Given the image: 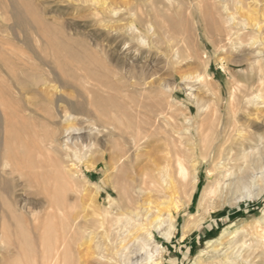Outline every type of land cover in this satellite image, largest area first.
<instances>
[{
	"label": "rangeland",
	"instance_id": "obj_1",
	"mask_svg": "<svg viewBox=\"0 0 264 264\" xmlns=\"http://www.w3.org/2000/svg\"><path fill=\"white\" fill-rule=\"evenodd\" d=\"M254 6L0 0V264H146L148 251L131 242L139 232L124 233L126 201L156 224L142 178H158L170 140L187 156L229 137L227 180L262 152L255 141L243 147L264 145ZM210 169L178 189L169 238L153 230V263L264 264V170L221 193Z\"/></svg>",
	"mask_w": 264,
	"mask_h": 264
},
{
	"label": "bare ground",
	"instance_id": "obj_2",
	"mask_svg": "<svg viewBox=\"0 0 264 264\" xmlns=\"http://www.w3.org/2000/svg\"><path fill=\"white\" fill-rule=\"evenodd\" d=\"M245 1L246 0H219V4L221 5V8L223 7L225 9L230 3L243 5L245 3ZM248 2L250 4L255 3L254 7H258L257 5L262 6V9L258 12V14H259V17L261 18L260 21L264 22V0H248ZM261 6H259V7L261 8ZM214 8H215V5H214ZM242 10H243V7H242ZM258 21L255 23L253 22V24H251V28L255 34V36L254 35L253 36L258 40V41H255V43L259 42L258 45L261 44L264 47V26H262V24H260V22H258ZM250 39H252V38L250 37ZM259 52L261 53L262 50L260 49ZM255 54H256V52H255ZM262 56H263V54H262ZM254 63H256V62H254ZM260 70H261V68H259V71ZM3 78H4V76H3ZM262 85H264V79H262V77H260V87ZM263 88H264V86H263ZM220 113H222V110H220ZM157 114L159 116L162 114V112H159ZM159 118H160V116L155 117V122L158 121ZM234 125H235V123L232 124V126H234ZM229 126L230 125H228V126L224 125L222 130H220L219 134L220 133L223 134L222 137H224L225 133L231 129V128H229ZM248 126H251V127L254 126L258 129V125L254 124L250 120H248ZM160 128H161V125H159V126L157 125L156 129H160ZM226 138L227 139L224 140V142L211 143L210 145L205 147V149H200V148L198 149L197 146H194L192 148L191 153L188 154L187 156H189V158L191 159V158H193L192 156H198V153H199L200 159L194 161L190 167H187L186 163H185L187 156H184V154H183L184 152L182 151V148L180 146L178 147V145H176L174 143L175 141H173V139L170 140L169 144H166L167 154L165 156L164 165H163L162 170L160 171L158 178L154 179L153 177H151L147 173H145V176L142 178V183L143 184L149 183L150 185L148 186V189H150V191H152L154 193L153 195L156 196V198H157V201L154 203L153 208L150 207L148 210L149 212H151V210H153V212L156 213V215H155L156 224L152 225L151 227L147 226L146 223L144 222L143 218L141 220L139 219L140 214L138 215V213L134 211L132 199L130 198L126 201L127 207L132 208L131 213H133V214L129 215V219H128L129 221L131 220L130 221L131 226L129 228L126 225L123 226V228L126 227V229L124 230V233L127 234L132 229H136V231L139 232V235H136L135 237L131 238L132 239L131 242L132 243L136 242L135 243L136 245L138 243L142 250L148 251V257H147V263L146 264H155V263H153V261H150L151 260V257L149 256V250L150 249L148 247V242H151L154 239L153 238V230L160 229L161 225L164 226L162 229L164 231L163 232L161 231L162 233H160V232L159 233H160V235L162 234V236L164 238H166V240H167L169 238V236L171 235L172 231L174 230L175 226H176V222H177L176 216L179 214V211H180L179 205L177 204V200L175 201V197H176V194L178 193V189L182 185H185L186 183H190L191 186L194 187L198 182L199 174L202 172V170L207 165L211 166V169L208 170V174H209L210 178L212 179V181L215 182L216 188L219 189L221 193H230V192L232 193V192L236 191L238 188L245 187L247 182L253 181V179L256 177L255 176L256 173H258V172L261 173L262 170H264V145L261 144L263 142L258 143V142H256L257 140L252 139V140H249V142L247 144L243 145L244 150L247 147H249L248 145H250L251 143H253V141H255V145H256L255 147H257L256 149L263 147L262 152H260L258 156H255L252 159L248 160V162L246 161L247 163L245 162L246 163L245 166L238 167L239 172L237 173L236 176H234V178L228 179V180L225 179L226 175L229 173H226L224 168H226L231 162L236 160V158L231 156L233 145L232 146H226V143L228 142L229 137H226ZM179 144L181 145V143H179ZM241 147H242V144H241ZM243 154H245V152H243ZM118 156L119 157L117 159H115V163L118 161L122 162V157L124 156V152H122L118 149ZM18 166H19V164H18ZM58 178H60V177H58ZM44 179H45V177H44ZM114 191H115L116 195L118 196V198H121V191L115 187H114ZM109 196L110 195H108V197ZM177 199H178V197H177ZM122 205H123V203L120 200V202L118 203V206L122 207ZM103 211H104V208H103ZM148 211L146 213H144L143 216L148 217L149 216ZM104 212H108V211L105 210ZM95 213L96 212L93 210L92 216H94ZM138 216H139V218H138ZM123 228L120 227L119 230H121V229L123 230ZM122 233H123V231H122ZM160 246H161V244L157 243L154 251L155 252L158 251ZM125 249L126 248H124V250ZM134 250H136V249H134ZM136 251H138V250H136ZM130 253H132V252H130Z\"/></svg>",
	"mask_w": 264,
	"mask_h": 264
}]
</instances>
